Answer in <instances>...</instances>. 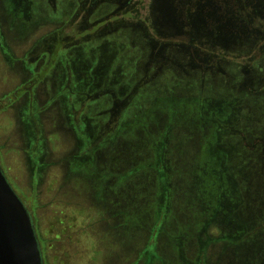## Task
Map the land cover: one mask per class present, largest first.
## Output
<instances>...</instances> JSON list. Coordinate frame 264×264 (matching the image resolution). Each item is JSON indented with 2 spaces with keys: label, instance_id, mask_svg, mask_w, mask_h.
I'll return each mask as SVG.
<instances>
[{
  "label": "rangeland",
  "instance_id": "374dc122",
  "mask_svg": "<svg viewBox=\"0 0 264 264\" xmlns=\"http://www.w3.org/2000/svg\"><path fill=\"white\" fill-rule=\"evenodd\" d=\"M230 6L220 34L219 17L199 15L194 0H0V167L31 217L43 264L196 257L200 238L191 236L185 258L170 238L189 223L183 195L172 189L164 200L159 191L165 179L154 143L167 116L133 126L126 121L134 114L124 112L158 96L245 98L244 85L264 87V19L242 23L249 8ZM101 43L103 52H123L109 54L119 56L122 79L78 94L80 69L66 59L79 45ZM126 49L130 72L120 63ZM260 102L247 101L255 118L264 114ZM165 156L171 182L183 164L170 148ZM249 219L260 222L251 211ZM218 231L206 232L203 264H264L263 239L230 243Z\"/></svg>",
  "mask_w": 264,
  "mask_h": 264
},
{
  "label": "trees",
  "instance_id": "16d2710c",
  "mask_svg": "<svg viewBox=\"0 0 264 264\" xmlns=\"http://www.w3.org/2000/svg\"><path fill=\"white\" fill-rule=\"evenodd\" d=\"M205 1L206 4L204 0H194L197 6L201 5L198 14L212 12L213 16L217 15L220 20L217 31L220 34L227 28L228 24L223 21V16L228 15L231 4L235 6V12L239 9L246 12L249 8L246 16L238 15L242 17V23H251L249 19L260 23L264 19V0ZM203 20L201 18L199 27L204 26ZM250 45V41L243 43V47ZM104 47V43L79 45L73 56L66 59L71 71L74 66L80 69L76 73L78 78L73 73L76 93L97 90V83L103 79H108L107 88L113 85L110 79H122L118 72L119 56L112 58L109 54L114 52L121 55L123 52H118L119 46L115 51L110 48V52H103ZM126 52L128 53H125L124 58L122 56L120 63L126 62L128 67L132 63L130 58L133 52L127 49ZM127 70L130 72L133 67H128ZM251 84L242 87L245 89L243 92L246 99L203 94L164 95L153 99L147 107H140L139 110L129 107L124 112L134 114L133 120L126 121L133 126L146 125L147 116H152L153 120L161 117V114L167 116L162 134L158 133L154 143H157V156L161 159L165 179V183L160 181L163 189L159 184V191L164 200L168 199V195L170 200L169 191L172 189L183 195V206L188 209L190 217L185 229L174 231L170 238L175 252L181 258L187 255L191 236L200 238L196 257H188L185 264H203V241L211 227L219 230V240L230 243L241 244L249 239L264 240V114L255 118L251 115L253 111L249 112L247 109V101L251 98L261 101L264 106V87L261 84L260 88L254 89ZM239 88L240 86L237 89ZM169 148L175 164L178 160V164H183L180 170H175L177 175L170 177L171 182L167 179L165 167V155ZM249 211L259 216V223H249ZM157 213L158 211L156 216ZM177 214V210L172 212V216Z\"/></svg>",
  "mask_w": 264,
  "mask_h": 264
},
{
  "label": "water",
  "instance_id": "95a60500",
  "mask_svg": "<svg viewBox=\"0 0 264 264\" xmlns=\"http://www.w3.org/2000/svg\"><path fill=\"white\" fill-rule=\"evenodd\" d=\"M0 264H43L31 217L1 167Z\"/></svg>",
  "mask_w": 264,
  "mask_h": 264
}]
</instances>
